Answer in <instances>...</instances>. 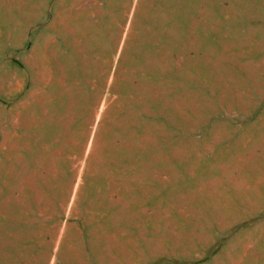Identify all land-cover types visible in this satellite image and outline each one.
Returning a JSON list of instances; mask_svg holds the SVG:
<instances>
[{
  "label": "rangeland",
  "instance_id": "374dc122",
  "mask_svg": "<svg viewBox=\"0 0 264 264\" xmlns=\"http://www.w3.org/2000/svg\"><path fill=\"white\" fill-rule=\"evenodd\" d=\"M0 264H264V0H0Z\"/></svg>",
  "mask_w": 264,
  "mask_h": 264
},
{
  "label": "bare ground",
  "instance_id": "6f19581e",
  "mask_svg": "<svg viewBox=\"0 0 264 264\" xmlns=\"http://www.w3.org/2000/svg\"><path fill=\"white\" fill-rule=\"evenodd\" d=\"M55 60H56V63H55V71H54L53 78H55V81H57L56 82L57 85H61L63 83V81H64V76H63L64 72H63V69L61 67L62 63H61V61L59 59L55 58ZM42 64H43L42 62H40V64L38 63V69L40 70V71L38 70V76H37L38 80L41 79V72H42V68H43ZM109 73H110V67H108L105 70V72H104V77H103V84L104 85L107 83V78L109 76ZM16 84H17L16 81L12 80L11 78H6V79H4L2 88H3V90H5V92H7V91L11 92V91L14 90ZM99 98H100V96H99ZM88 144H89V142H88ZM7 145L9 147H11V146L15 145V143L14 142L13 143H8Z\"/></svg>",
  "mask_w": 264,
  "mask_h": 264
}]
</instances>
